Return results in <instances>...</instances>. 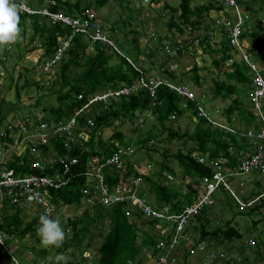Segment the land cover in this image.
<instances>
[{
	"label": "trees",
	"instance_id": "1",
	"mask_svg": "<svg viewBox=\"0 0 264 264\" xmlns=\"http://www.w3.org/2000/svg\"><path fill=\"white\" fill-rule=\"evenodd\" d=\"M110 1L94 0L92 3L86 0H39V6H45L52 11L63 12L72 16L80 15L88 17L90 7H94L95 9L104 8L107 7ZM147 1L149 3H161L164 0ZM196 1L179 0L177 7H171L168 2L164 1L165 9L169 8L171 11V14L165 21L170 31L176 29L183 36L188 27L192 31L200 29L205 22L201 16L204 12L210 15L212 11L217 13L224 8V5L219 4L215 0H207L201 4L194 5ZM238 2L243 9L248 11L254 10L255 15L258 13L264 14V0H238ZM29 3L32 6L35 5L34 0H29ZM254 3H258V7L255 9L253 8ZM87 9L89 10L86 11ZM164 14L160 13L159 16L167 15L166 12ZM19 17L18 27L21 31L19 40L15 43L19 51L18 59H23L25 56V52L20 46L21 42L27 38L30 44L38 43L39 46H42L43 51L32 68L23 66V70L18 72L17 77H12V82L8 86V89L15 88L17 102H8L5 100V97H1V125L11 114L17 115L18 109L23 107V105H19L23 89L33 86L40 87V82L34 79V67L42 71L44 64L54 56L59 48V38L71 34L70 28L59 22L53 23L45 16L19 14ZM130 19L131 21L134 20L133 18ZM135 20V24L142 23L138 17ZM152 22L150 18H146L142 24L144 26ZM254 22V30L251 33L245 32L243 35L244 38H252L253 42L260 39L259 32L262 30L259 27L261 25L259 20L256 19ZM118 27L119 24L116 23L112 27V30L117 31ZM31 28L33 29V33L29 34ZM119 29L121 28L119 27ZM129 33H132V39L126 38ZM191 33L190 36L192 37ZM209 33H206L204 36L206 40H200L199 45L203 47L204 52H217L220 54L214 60L217 67L221 68L224 65L228 67V70L226 69L224 73L218 72L217 76L213 78L214 83L210 89V102H214L217 99H220L223 103L229 101L228 105L223 108L216 106L215 110L218 111L219 117L226 119L227 122L225 121L224 123L234 128L236 132L227 131L218 125L212 124L206 118L199 117L198 105H201L208 112L200 100L191 103L188 107H184L182 98L178 93L166 85H161L156 89L155 99L150 91H148L149 89L142 85L133 94L110 97L107 101L100 100L89 104L83 114L79 116V123L86 126L88 117L94 120V124L88 128L90 141L87 145L90 147V150L86 151L79 147L72 150L71 155L73 157L77 156L80 159L79 163L73 167L77 176L73 177L72 182L63 189L52 191V196H54V202L59 210L65 204L81 206L83 201L90 205V208H87L83 215H76L64 221L62 220L61 225L67 232L65 243L60 248L41 247L38 250L35 248L37 256L34 263L38 262L39 258L47 259V257L57 254H66L68 264H146L152 252H154L156 243L160 238L156 232H160L162 236V230L157 229L155 233H151L145 227L154 228L159 223L158 220L142 218L137 212H135L134 218L138 219L130 220L123 209L122 203L107 206L98 201L99 199L94 202L91 200L93 190L86 192L90 187V183L83 172L87 168L88 161L93 156L104 155L105 157H110L121 147L133 148L134 153L123 156V160H125L124 171H119L112 165L105 167L106 181L110 187H116L131 177L140 178L143 182L138 186V191L141 196L147 198L149 205H157L159 208L169 207L173 212H181L185 206L197 201L201 197L202 191L199 188L201 179L205 176L211 177L213 175V167L200 164L197 159L199 156L207 157L210 161H218L221 166L223 164L229 169H235L242 159L254 153L258 145H264V138L253 139L243 137V135L250 131L254 134H259L264 127L262 119L252 110L254 104L250 101L249 97V86L252 82L250 67L244 61H239L233 57L236 51L230 41L223 36L219 42L220 46L214 48L211 45ZM143 35H146L145 31L124 30V40L122 39L120 45H123V48L126 49L127 55L122 54L110 45L91 42L81 34L74 35L72 46L67 54H65L63 60L55 66L57 67L59 76L53 81V87L58 83V87H55L58 104L50 103L45 106L44 109L48 113L43 116V119L59 121L70 117L75 109H80L87 105L96 94L114 91L124 86H131L134 83H139L142 78L148 81L149 79L146 74L151 75V77L159 75L173 81H183L188 85L192 84L202 87L203 77L199 73L200 66L194 63L189 71L179 69V63L182 62V58L188 48L187 45H183L187 43L186 38L180 39L178 37L175 40H171L170 43L165 44L170 48L168 53L175 51L176 54L170 55L158 68L152 59L163 50L153 45L142 48L139 44V38ZM174 35L176 36V34ZM113 37L119 39L115 34ZM166 38L167 36L161 35L158 37V41L154 39L156 41L153 40V42H165ZM127 45L130 46L131 50L126 48ZM162 46L160 44V47ZM88 48H92L93 51H88ZM4 49L5 56L8 57L10 55L9 47H5ZM35 49L36 46H33V48H28L27 52ZM16 53L18 52H13L11 55L15 56ZM249 53L252 54L251 51ZM252 55L262 61L264 66V51L257 49ZM141 56H144V59ZM231 58L234 61L228 66L227 61ZM172 63H176L178 68L169 70V65ZM0 64L5 65L1 50ZM78 67L84 68L77 71L76 68ZM262 72L264 74V67ZM223 74H225V79H222ZM22 79H25L23 85L20 83ZM79 95H82L81 99ZM42 97L38 98V105L41 104ZM154 102H157L155 106L152 105ZM247 103H249V107ZM151 110L153 112L151 120L145 117L142 124L137 122L141 115ZM187 114H190L191 117L193 115L198 116V119L194 121V128L191 130L187 126L184 131L180 127L175 128L174 123L180 117ZM214 118L218 120V117ZM218 121L221 122L220 120ZM114 122H119L118 126L120 127L124 126L127 122L137 123L139 127L135 128L136 131L142 130L146 126L149 128L146 130L145 136L138 138L134 143L135 147H132L129 142H125V135L120 129L116 130L108 141L103 139V130L112 126ZM174 139H182V145L186 149H183L182 146L175 153L171 152L168 148L160 152L158 142L164 141L170 143ZM144 148L146 149V157L139 158V156H136ZM55 150H59L60 153L65 151L58 143H56ZM195 152H197V155H195ZM156 154L161 155L163 161H157L155 158ZM14 156H16L14 160H10L7 166L9 169H13L15 173L28 174L30 172L38 173L41 171L30 166V160L27 155L23 157L14 154ZM142 161L148 164L153 162L157 167L155 173L149 175L142 172L140 168V162ZM173 164L178 165L184 181L189 180L186 184L187 191L185 192L170 183V180L178 175V170H176ZM52 168L48 167L42 173L53 172L54 169ZM256 173L259 172L249 174ZM232 186L239 187L236 183H233ZM239 189H236V193L242 202L250 203L248 206H242L236 195H229L228 191L220 187L213 195V204L206 206L202 214L196 216L192 221L191 228L193 231L200 233L202 241H207L211 245H217L218 249L222 248L225 250L235 240H242L244 238V233L239 228L238 223L234 222L232 218L226 219L224 222L220 220L213 221L211 218L213 208L217 204L218 193L223 190V193L227 197L226 203L237 206L234 215L260 217L259 220H253L247 228L250 232L249 235L255 237L253 238L254 244L247 241L248 244L245 246L246 249L251 251L257 250L259 255L258 249L261 247V244H264V241L261 240L262 238L259 241L260 234H256L255 232H257L258 223L264 219L263 185L261 182H258L255 188L248 189L245 194H242L244 189H242L243 191ZM0 199L5 205L9 201L7 195ZM12 206L15 207L14 212H8L0 221V232L14 233L16 237L20 238L25 237L29 233L36 235L41 215L31 216V220L27 222L25 220L27 215L24 208L17 205ZM98 227L104 228L101 232L97 233L95 229ZM252 232L254 233L252 234ZM96 237L102 238L103 241L100 245L96 246L99 255L92 258L86 254L88 251L93 250ZM87 239L88 241L86 242ZM226 252L229 257L233 256V254H230V251ZM241 257L243 258L240 262L234 259L233 264H248L250 262L247 255L241 254L237 258L240 259ZM259 258L264 260V256ZM258 259L256 257L255 260ZM47 261L49 262V260ZM184 262L186 263V258Z\"/></svg>",
	"mask_w": 264,
	"mask_h": 264
},
{
	"label": "built area",
	"instance_id": "2",
	"mask_svg": "<svg viewBox=\"0 0 264 264\" xmlns=\"http://www.w3.org/2000/svg\"><path fill=\"white\" fill-rule=\"evenodd\" d=\"M215 1L224 5V8L220 11L222 17L215 16L214 28L217 30L218 27L225 31L234 50L236 49L240 58L253 71L250 98L254 104L255 111L264 121V76L260 74L257 64L252 61L251 53L247 51V44L243 38L246 16H237L236 19L226 17L227 8L236 9L239 5L238 0ZM20 2L21 0H16V3ZM23 3L24 7L19 14H38L45 16L53 23L59 22L65 26H69L71 29V34L61 36L62 40L59 43V48L54 56L44 64L42 73L49 74L63 60L65 54H67L72 46L70 40H72L74 35L81 34L91 42H100L115 47L114 40L110 35L102 31V27L93 20L91 14H88V17L80 15L72 16L63 12L52 11L44 6L34 7L30 5L28 0H23ZM216 34V31L209 33L211 40H215ZM166 47L170 51V48L168 46ZM127 58L131 61L129 57ZM233 61L234 59L231 60V62ZM177 68L178 65L176 63L169 65V70ZM146 75L149 79L148 81L142 78L139 83H134L131 86H124L114 91L96 94L90 99L87 105L80 109H75L70 117L59 121L44 120L43 117L35 120L27 119L26 121H20L14 118L13 114L10 115L12 116L11 119L9 116L2 125L0 124V140L2 139L0 143L3 145L5 151L0 158V166L4 165V168L0 170V198L7 195L9 197V203L26 207L31 206L33 208V216H40L46 213L55 218L60 210L57 209V205L54 202L52 191L63 189L72 182L73 177L77 176L73 167L79 163L80 159L77 156L73 157L71 155L72 150L77 147L86 151L90 150V147L87 145L90 141L88 128L94 124V120L88 117L86 126L79 123V116L83 114L89 104L100 100L107 101L110 97L133 94L142 85L149 89L148 91H150L154 99L156 97V89L161 85H166L178 93L182 98L184 107H188L191 103L197 101L196 92L186 82L173 81L172 79L163 78L159 75H155L154 77L148 74ZM1 97L0 89V103ZM79 98L81 99L82 95H79ZM156 104L157 102H154L152 105L155 106ZM198 110L199 115L205 117L212 124L218 125L227 131L236 132L231 126L224 122H219L212 117L201 105H198ZM145 115H141L137 122L142 124L145 117H153L152 110ZM31 126L32 129L30 128ZM243 137L253 139L264 138V127L259 134H254L250 131L243 135ZM56 143L65 149L63 153L55 150ZM10 145H21L20 148L22 150L20 152L23 151L24 153L18 155L23 157L27 155L30 160V166L41 171L38 173L17 174L13 169H9L7 166L8 162L14 160L16 157L14 155H6V151ZM132 153H134L133 148L121 147L110 157L95 155L88 161L87 168L83 174H85L90 183V187L86 192L93 190L91 200L97 201L99 199L98 201L107 206L122 203L123 209L130 220L138 219L136 217L134 218V214L137 212L142 218L158 220L161 223L162 236L158 239L155 250L149 258L153 260L152 264H178L180 262L179 248L185 246L188 248L187 244L195 245L188 249L189 252L191 249H194L198 253V257L200 258L199 264L230 263L231 259L225 250L216 249L209 242L200 239V233L193 231L191 228L192 221L196 216L202 214L206 206L213 204V195L220 187L234 193L230 179L239 175L264 171V145H258L254 153L243 159L235 169H229L223 164L221 166L218 161H210L207 157L199 156L197 159L200 164L213 167V175L211 177L205 176L201 179L199 184V188L202 191L201 197L197 201L185 206L181 212H173L169 207L159 208L157 205H149L147 198L141 196L138 191V186L143 182L140 178L131 177L116 187H110L106 181L105 167L112 165L119 171H124L125 160H123V156ZM48 167H53L52 169L54 171L43 174L42 171L45 172ZM240 185L243 186L244 183H240ZM237 198L242 206H248L250 204L242 202L239 197ZM62 220L64 221L66 219H60L61 222ZM15 238L14 233L0 232V245L7 251L13 262L15 264H36L31 261L22 262L13 254L8 244ZM249 243L254 244V239H250ZM41 264L43 263L41 262Z\"/></svg>",
	"mask_w": 264,
	"mask_h": 264
},
{
	"label": "rangeland",
	"instance_id": "3",
	"mask_svg": "<svg viewBox=\"0 0 264 264\" xmlns=\"http://www.w3.org/2000/svg\"><path fill=\"white\" fill-rule=\"evenodd\" d=\"M29 1V0H28ZM71 1H76V0H71ZM88 2H92L94 0H86ZM165 2H168L170 4L171 7H177L179 5V0H164ZM164 1L161 3H155V2H151L149 3L147 0H111L107 7L104 8H100V9H95L94 7H90V11L89 13L91 15H93V20H95L101 27L103 26V30L105 33H107L108 35L111 36V38L114 40V46L110 45L112 48L119 50V52H121L122 54H126V49L123 48V45H120V43L122 42V39L124 40V30L127 31H140V32H146V35H143L139 38V44L142 48L147 47L148 45H153V46H158L161 50H163L162 52L158 53L157 55H155L154 59H152V61L154 62L155 66H157L159 68V66L164 63L165 59H167L170 55L172 54H176L175 51L172 53H168L167 47L165 44H168V42L170 43L171 40H175L176 38H180V39H187V43L183 44V45H187V50L185 52V55L182 58V62L179 63V69H183L184 71H189L190 68H192V66L194 65V63H196L198 66H200V75L203 77L202 80V87H199L197 85H192V89L194 91H196V93L203 98V104L206 107L207 111L213 116V117H218L217 119L220 120L221 122H225L226 119L224 117H219L218 111L215 110L216 106H219V108H223L224 106L228 105L229 101L226 102H221L219 101L220 99H217L216 101H211L210 102V89L211 86L213 85V78H215L218 74V72L220 73H224V71L227 69L228 67L227 65L222 66L221 68L217 67V65L214 63V60L216 58H218L220 56L219 53L217 52H204L203 47H201L199 45V42L201 39H205L206 37H204L206 35V33L211 32V31H216V40H211V45L216 48L220 46V39L221 36L224 35V30L221 28L217 27V30L213 27L214 23H215V16L217 17H222V14L220 13V11H218L215 14V11H212L210 13V15H208L207 13H203L202 19L205 21L202 25V27L200 29H194L192 31V29H190V27H188L185 30V34L182 36L180 35L181 33L176 31V29L173 30H169V26L166 24V19H168L169 15L171 14V11L169 8L164 7ZM207 0H197L196 2H194V5H198L201 4L203 2H206ZM35 6L40 5L39 4V0H34ZM259 2V1H258ZM93 3V2H92ZM45 7V6H44ZM258 7V3H254L253 4V8H257ZM47 8V7H46ZM50 9V8H49ZM164 9V10H163ZM228 10L226 12H229L231 14L232 17H240L243 15H246L249 19L250 18H259L261 19L262 17H264V14L258 13L257 15H255L254 10L248 11V10H244L243 14L241 13L242 10V6L238 5V7L236 9H231V8H227ZM89 9H87L86 11H88ZM139 11V12H137ZM167 13L166 16H159L160 13L164 14ZM215 14V15H214ZM165 15V14H164ZM138 17L139 21L141 20L142 23L143 21L146 20V18H150L153 22L149 23V24H145L143 26L142 23H137L135 24L136 20L135 18ZM130 18H133L134 20L131 21ZM100 22H99V21ZM252 22V23H251ZM119 24V27L121 29H119L117 31H113L112 27L115 24ZM255 23L254 21H250V24ZM261 23V22H260ZM29 25H31V23H29ZM65 26V25H64ZM68 28H70L69 26H67ZM208 27V28H207ZM254 24L252 25V31L254 30ZM260 29H262L259 32L260 35V39H258L257 41L252 40V38H247V51H251L252 54L254 51H256L257 49H261L264 50V23L261 25H259ZM144 28V29H143ZM115 32V33H114ZM190 32H192V37L190 36ZM247 32H249V30H247ZM33 33V29L31 28L29 30V34ZM115 34V36H118L119 39L121 38V40L116 39L113 37V35ZM176 34V36L174 35ZM261 34H263L261 36ZM167 36V38L164 41H161L160 43L157 42H153L154 39H157L158 41V37L159 36ZM178 35V36H177ZM221 35V36H219ZM133 35L132 33H129L126 38H131L132 39ZM135 37V35H134ZM194 37V39H193ZM197 37H199V39L197 41H194ZM59 38V36H58ZM125 38V39H126ZM223 38V37H222ZM62 38H59V43L61 42ZM156 41V40H154ZM70 43L72 45L73 43V38L72 40H70ZM160 44H162L163 46L160 47ZM33 46H36L35 50H31L29 52H27L28 48H33ZM9 47V53L10 55L7 57L5 56V49L1 50L2 52V57L5 60V65H1L0 64V89H1V95L3 97H5V100L8 102H17V97H16V92H15V88L12 89H8V86L11 84L12 82V77L15 76L17 77L18 72L20 70H23V66H26L28 68H32V66L35 65L36 61L40 58V53L43 51L42 46H39L38 43H33L30 44L27 39H24L21 42V46L20 48L22 50H24L25 52V56L24 58H20L18 59L19 56V51L17 50V47L15 44H12ZM130 46L127 45L126 48L128 50H131V48H129ZM169 47V46H168ZM7 50V49H6ZM236 50V49H235ZM4 51V52H3ZM88 51H93L92 48H88ZM13 52H18L16 53L15 56L11 55V53ZM169 54V55H168ZM127 55V54H126ZM6 57V58H5ZM235 59L238 58L237 55L233 56ZM142 59H144V56H141ZM253 58L255 60L258 61L259 64H257L260 67H264L262 61H259V59L256 56H253ZM231 60H233L232 58L229 59L227 61L228 66L232 63ZM238 60V59H237ZM177 61V60H175ZM150 63V62H149ZM147 64V61H146ZM35 68V77L34 79H36L37 81L40 82V87L38 86H33L31 88H26L22 90V98H21V102L19 103V105H23L22 108L18 109V112H16V115H14L13 117L20 120V121H26L27 119L30 120H35L37 118H41L43 116H45L48 112L45 111L44 107L47 106L50 103H55L58 104L57 101V94L55 92V89L58 87V83L56 84V86L53 87V81L55 79H57V77L59 76L57 73V67H55L52 72H50L49 74L46 73H42V71L36 67ZM84 67H78L76 68V70L78 71L79 69L83 70ZM151 74V73H149ZM30 75V74H29ZM222 79H225V74L222 75ZM25 79H22L20 81L21 85H23ZM56 87V88H55ZM40 96L42 97L41 100V104L38 105L37 101L38 98ZM250 103V101H249ZM249 103H247V106L249 107ZM146 114V113H145ZM143 114V115H145ZM12 115V114H11ZM12 116H10L9 118L11 119ZM190 114L187 115H183L182 117H180L177 122L174 123V127L178 128L180 127L182 131H184L186 129V127H190V129L192 130L194 128V121L197 120V118L193 115L191 118ZM150 120L152 119L149 118ZM227 122V121H226ZM119 123V122H118ZM118 123H113L112 126L107 127L103 130V139L105 141H108L112 135L114 134V132L118 129H120L121 131H123L124 135H125V142H129L130 145H132V147H135V141H137L138 138L140 137H144L145 136V132L146 130L149 128L148 126L143 127L142 130L136 131L135 128L139 127L137 125V123H131V122H127L124 126L120 127L118 126ZM32 129V126L30 127ZM165 136V135H164ZM182 139H174L172 142L167 143V142H158V146L160 147V152L164 151L166 148L170 149L171 152L175 153L178 151L179 147H182ZM153 144H155L153 142ZM152 144V146H153ZM21 145H10L8 150L6 151V155L8 156H12V155H18L21 153H24L23 151L20 152L22 149L20 148ZM183 149H186L185 146H183ZM31 151V149H30ZM4 150L0 149V157L2 156V154L4 153ZM146 149H142L139 152V158H145L146 157ZM52 153V152H51ZM195 155H197V152H195ZM155 158L157 159V161H163V158L161 155L156 154ZM140 168L141 171L144 173H147L149 175L155 173V171L157 170L156 165L152 162L151 164L145 163L144 161L140 162ZM174 165V164H173ZM4 166V165H3ZM176 167V170H178V175L174 176L170 181L171 184L176 185L177 187H179L182 191H187V187L186 184L188 183V179L184 181V179L181 176V172L179 170L178 165H174ZM4 168V167H3ZM157 173V172H156ZM157 178V177H156ZM238 181L242 180L245 182L246 188L247 189H252L255 188L257 186L258 182H261V184L263 185V189H264V171L260 172V173H256V174H246L245 176L241 177V178H237ZM242 190L243 187L240 185L239 187H233L234 192L236 193V189ZM243 191V190H242ZM230 194V193H229ZM237 194V193H236ZM242 194H245V192H242ZM241 194V195H242ZM226 194L223 193V190L219 191L218 193V200H217V204L215 205V207L213 208V215H211V218L213 219V221H225L226 219H230L232 218L234 222L238 223L239 228L241 229V231L244 233V238H242V240H235L234 242H232L231 244L228 245V247L225 249L226 251H230V254H233V256H230L231 258V262L229 264H233V262L235 261L234 259H236L238 262H240V260H242L243 257H241L240 259H238L237 257H240L241 254H245L249 257L250 262L248 264H264V260H262V257L264 256V244H261V247L258 249V251L260 252L258 255L257 250L255 251H251L249 249H246L245 246L246 244H248V242H250V239L255 238L254 236H250L249 235V231L247 230L248 226L251 225L253 220H259L260 217L258 216H254V217H249V216H245V215H239V214H235V211L237 210V206L234 205H230L226 203ZM94 202V201H93ZM156 204V203H155ZM223 204V205H222ZM22 208H24V211L27 215L26 217V221H30L31 216H33V208L31 206L26 207V206H21ZM4 208L6 210V212H14L12 209L8 208L7 205H5V207L1 208V212L0 215L3 214L4 215ZM87 208H90V205H88L85 201L82 202L81 206H73V205H68L65 204L64 206H61V209L59 211V213L56 214L55 218L60 219H67L71 216H76V215H83V213L85 212V210ZM3 212V213H2ZM62 214V215H60ZM210 214V213H209ZM215 219V220H214ZM157 226V227H156ZM154 228H149V227H145L146 229H148L151 233H155V231L157 229L162 230V226L161 223H157ZM104 227H98L95 229V232L99 233L101 232V230ZM157 234H159V237H161V233L160 232H156ZM254 232H252L253 234ZM256 234H260L259 235V241L260 239L264 241V219L261 220L258 225H257V232H255ZM255 235V234H254ZM140 236V235H139ZM141 238V236H140ZM257 239V238H256ZM25 241L27 244L29 245H33L36 244V246L38 248H41V241L39 236L37 235H31L28 234L25 237ZM88 241V239L86 240V242ZM103 239L96 237V240L94 242V247L93 250L88 251L87 252V256L89 257H96L99 255L96 246L100 245L102 243ZM248 241V242H247ZM198 242V241H196ZM188 248H191L195 245L192 244H187ZM215 248H217V245H212ZM2 250L3 248L0 247ZM23 250L25 251V255H21L23 260L22 262L27 261L26 258L33 259L36 258L37 256V252H35V249L32 247H22ZM186 246L183 248H179V253H180V264H199L200 263V258L198 257V253L194 250L191 249L190 252L188 253L189 249ZM222 249V248H220ZM257 257L258 260H255ZM186 258V263L184 262ZM9 260V259H8ZM9 262L12 264V261L9 260ZM146 264H152L153 260L152 259H148L146 261ZM228 264V263H227Z\"/></svg>",
	"mask_w": 264,
	"mask_h": 264
},
{
	"label": "clouds",
	"instance_id": "4",
	"mask_svg": "<svg viewBox=\"0 0 264 264\" xmlns=\"http://www.w3.org/2000/svg\"><path fill=\"white\" fill-rule=\"evenodd\" d=\"M23 7V0H21L20 3H16V0H0V50L18 42L21 31L18 27L20 19L19 12ZM0 149L4 150L1 143ZM3 167L4 166L1 165L0 170ZM37 235L44 248H60L67 239V232L64 227H62L61 221L46 213L39 217ZM48 259L50 264H68V257L66 254H57Z\"/></svg>",
	"mask_w": 264,
	"mask_h": 264
},
{
	"label": "crops",
	"instance_id": "5",
	"mask_svg": "<svg viewBox=\"0 0 264 264\" xmlns=\"http://www.w3.org/2000/svg\"><path fill=\"white\" fill-rule=\"evenodd\" d=\"M217 2V1H216ZM234 10V9H233ZM244 10L245 9H243L242 8V10H241V13L243 14V12H244ZM252 12V11H251ZM226 17H228V18H230V19H236V17L234 16V17H232L231 16V14L229 13V12H226ZM246 16V15H245ZM259 20V22H261L262 24H263V19H264V17H262L261 19H259V18H248L247 16H246V19H245V31H244V33L245 32H247V30H249V33H251L252 32V25L254 24H250V21H255V20ZM252 23V22H251ZM213 27H214V25H213ZM244 35V34H243ZM219 36H221V35H219ZM223 37L224 38H226V39H228L227 38V35H226V33H225V31H224V35H223ZM221 38H222V36H221ZM244 38V37H243ZM248 37H246V38H244L245 39V42H246V44H247V41H246V39H247ZM215 40H216V38H215ZM248 46V45H247ZM236 51V50H235ZM262 51H264V50H262ZM235 55H237V57L238 58H236V59H238L239 61H244L242 58H240V56H239V53L236 51V54ZM253 56L254 55H252L251 54V57H252V61L254 62V63H256V64H259L258 63V61L257 60H255L254 58H253ZM260 61V60H259ZM245 62V61H244ZM246 63V62H245ZM248 66V65H247ZM258 66V65H257ZM249 70H250V74H251V78L253 77V71L249 68ZM258 70H259V72H260V74L262 75V76H264V74H263V72H262V70H263V67H260V66H258ZM189 87L192 89V87L189 85ZM250 90H251V84H250V86H249V97H250ZM196 92V91H195ZM196 98H197V100H200V101H202L203 102V98L204 97H199V95L196 93ZM219 101H221V100H219ZM250 101L252 102V100H251V98H250ZM226 102V101H225ZM253 103V102H252ZM252 110L257 114V112L255 111V109H254V106H252ZM259 117H260V115L259 114H257ZM199 117H201V118H205V117H202V116H200V115H198ZM198 116H195L197 119H198ZM212 116V115H211ZM213 117V116H212ZM261 118V117H260ZM262 119V118H261ZM263 121V120H262ZM264 122V121H263ZM243 160V159H242ZM241 160V161H242ZM240 161V162H241ZM239 162V163H240ZM246 174H244V175H239V176H236V177H234V178H232V179H230V182H231V184H233V183H236V184H238L239 186H240V183H244V185L242 186L243 187V189H244V191L243 192H247V188H246V185H245V182L244 181H242V180H240V181H238L237 180V178H241V177H243V176H245ZM229 192V191H228ZM231 195H236L237 197H239V195L238 194H236L235 192L234 193H232V192H229ZM229 194V195H230ZM6 205H7V207L8 208H10V209H12L13 211L15 210V207L14 206H12V205H17V204H13V203H9V201L6 203ZM17 206H19V205H17ZM2 207H5V204L3 203V202H1V199H0V212H1V208ZM3 213V212H2ZM7 213H8V211L6 212V210H5V208H4V215L3 214H1L0 215V221L2 220V218H3V216H6L7 215ZM10 213H12V212H10ZM30 234V233H29ZM28 235V234H27ZM26 235V236H27ZM25 236V237H26ZM25 237H23V238H20V237H16L14 240H12V241H10V243L8 244L9 246H10V248L12 249V252H13V254L20 260V261H22L23 260V258H22V256L21 255H25V251L23 250V248L22 247H24V246H26V247H32V248H36L37 250L39 249L37 246H36V244H33V245H29V244H27L26 243V241H25ZM0 247H2L1 245H0ZM3 248V247H2ZM49 257H47V259H38V262H36V264H41V262L43 263V264H49V262L47 261V260H49L48 259ZM10 261H12V259L9 257V255H8V253H7V251L3 248V250L0 248V264H11L10 262H9V260ZM27 259V261H31V262H35L34 260H35V258H33V259H28V258H26ZM40 260V261H39ZM26 262V261H25ZM47 262V263H46ZM12 264H14V262L12 261Z\"/></svg>",
	"mask_w": 264,
	"mask_h": 264
}]
</instances>
